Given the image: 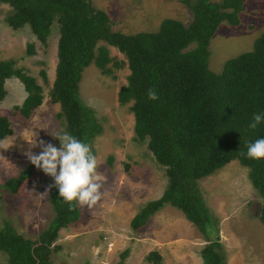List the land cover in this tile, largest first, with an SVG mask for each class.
<instances>
[{
	"label": "trees",
	"instance_id": "trees-1",
	"mask_svg": "<svg viewBox=\"0 0 264 264\" xmlns=\"http://www.w3.org/2000/svg\"><path fill=\"white\" fill-rule=\"evenodd\" d=\"M182 1L192 12L189 23L165 17L156 30L125 33L113 29L108 13L91 0H0L10 6L6 23L13 29L28 25L44 46L57 28V61L49 100L59 103L57 115L63 118L65 131L83 142L89 143L102 130L94 110L79 93L83 69L93 62L101 72L110 71L108 63L114 57L107 44L124 54L129 73L117 99L121 104L132 101L134 137L146 139L155 159L165 166L167 180L161 195L147 200L132 216L131 227L140 228L150 215L170 203L205 235L203 263L228 264L197 180L237 159L247 167L252 185L262 196L258 217L264 223V159L251 160L240 154L250 142L264 138V121L249 128L253 115L264 113V31L252 49L226 59L223 68L214 72L208 67L210 38L221 21L239 22L244 0ZM26 50L35 52L33 42L27 43ZM15 62L0 59V100L6 94L5 80L17 76L27 93L14 108L27 118L42 103L43 86ZM39 71L47 81L45 69ZM149 89L156 90L158 100L148 99ZM12 131L8 116L0 114V140ZM33 166L30 162L0 185L17 192ZM49 200L53 217L36 238L24 236L2 219L0 251L8 264H52L51 252L60 247L53 244L59 229L78 220L80 209L69 211L56 187ZM147 258L159 260L161 256L153 249Z\"/></svg>",
	"mask_w": 264,
	"mask_h": 264
},
{
	"label": "rangeland",
	"instance_id": "rangeland-1",
	"mask_svg": "<svg viewBox=\"0 0 264 264\" xmlns=\"http://www.w3.org/2000/svg\"><path fill=\"white\" fill-rule=\"evenodd\" d=\"M91 1L108 13L113 29L125 33L156 30L165 17L185 24L192 19V12L182 0ZM9 9L7 3L0 2V59L13 58L16 66L34 75L43 86L44 98L25 118L14 108L26 96L23 82L17 76L5 80L0 114L8 116L13 131L0 140L7 147L0 149V184L30 163L25 153L34 133L38 141L59 148V140L50 133L66 132L63 118L57 115L59 103H51L48 94L57 61V28H53L44 46L28 25L13 29L6 23ZM263 31L264 0H244L239 22L223 20L211 36L209 69L219 72L226 59L252 49ZM28 42L34 44L32 54L26 50ZM107 46L114 57L108 63L110 71L103 73L92 62L83 69L79 81L82 100L102 125L89 144L101 161L98 170L106 176L104 197L92 209L79 207L78 220L59 229L53 244L60 247L51 252L52 264H204L201 248L208 241L176 206L166 203L143 226L131 227L132 216L147 200L161 195L167 180L165 166L155 159L146 139L134 137L132 101L121 104L117 99L129 68L124 54L115 46ZM42 68L47 81L40 74ZM32 151L39 154L41 149ZM51 184L53 179L33 166L32 174L17 192L0 185V224L7 219L24 236L36 238L54 214L49 200ZM197 186L215 219L227 263L264 264V223L258 217L262 196L252 185L247 167L233 159L199 178ZM46 190L47 194L42 195ZM124 249L128 251L122 256ZM153 249L159 252V260L147 258ZM0 264H8L3 251Z\"/></svg>",
	"mask_w": 264,
	"mask_h": 264
},
{
	"label": "clouds",
	"instance_id": "clouds-1",
	"mask_svg": "<svg viewBox=\"0 0 264 264\" xmlns=\"http://www.w3.org/2000/svg\"><path fill=\"white\" fill-rule=\"evenodd\" d=\"M149 100L155 101L159 96L155 89L147 92ZM264 121V113L253 115L249 128L255 129ZM53 138L58 139L60 147L43 140H37V133L29 140V150L25 153L28 160L37 169L50 176L54 184L48 190L56 187L59 197L69 205V211L76 207L94 208L104 197L106 176L98 169L101 161L92 150V145L81 141L67 132H51ZM39 147L41 152L34 154L32 149ZM0 149H7L4 142H0ZM251 160L264 159V138H258L247 145L246 152H241ZM47 194V190L44 194Z\"/></svg>",
	"mask_w": 264,
	"mask_h": 264
}]
</instances>
